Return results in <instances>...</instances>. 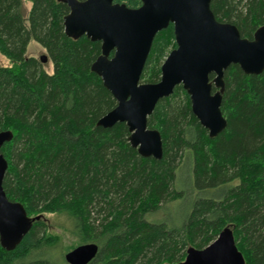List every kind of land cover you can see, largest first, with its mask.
Listing matches in <instances>:
<instances>
[{
  "label": "trees",
  "instance_id": "16d2710c",
  "mask_svg": "<svg viewBox=\"0 0 264 264\" xmlns=\"http://www.w3.org/2000/svg\"><path fill=\"white\" fill-rule=\"evenodd\" d=\"M23 2L30 3L27 27ZM210 10L248 40L264 26V0H211ZM68 11L61 0H0V54L12 63L0 67V132L12 133L1 148L2 188L35 219L13 250L0 246V264H66L61 254L55 260L58 238L45 235L43 214L66 215L82 244L97 245L89 264H177L225 227L245 264H264V72L226 69L220 106L226 128L214 139L177 86L147 118V128L160 134L162 158H142L125 124L97 126L116 102L91 71L100 42L65 35ZM30 41L45 50L52 73L25 58ZM174 48L169 25L153 39L141 83L159 81ZM193 192L179 222L147 218L169 198L184 202Z\"/></svg>",
  "mask_w": 264,
  "mask_h": 264
},
{
  "label": "water",
  "instance_id": "95a60500",
  "mask_svg": "<svg viewBox=\"0 0 264 264\" xmlns=\"http://www.w3.org/2000/svg\"><path fill=\"white\" fill-rule=\"evenodd\" d=\"M61 1L69 10L63 19L65 35L100 42V55L91 71L101 79L116 106L98 120L97 126L109 129L125 124L128 143L142 158H162L160 134L147 128V118L177 86L189 97L194 117L214 139L226 128L220 110L226 69L237 65L248 76L264 72V26L251 40L242 38L235 26L215 20L211 0H139L137 8L114 0ZM169 25L175 48L160 66L159 81L141 83L153 39ZM46 61V56L39 58L41 64ZM11 139L10 131L0 132V246L8 251L21 242L35 220L20 203L9 201L2 188L7 162L1 148ZM97 251L95 244L80 245L67 252L64 261L89 264ZM177 264H245V260L232 229L225 227L205 248H188L184 260Z\"/></svg>",
  "mask_w": 264,
  "mask_h": 264
},
{
  "label": "rangeland",
  "instance_id": "374dc122",
  "mask_svg": "<svg viewBox=\"0 0 264 264\" xmlns=\"http://www.w3.org/2000/svg\"><path fill=\"white\" fill-rule=\"evenodd\" d=\"M24 6V16L23 24L27 27V13L30 10V3L23 2ZM41 56H46V52L38 44L33 41H30L25 53V58H33L39 60ZM42 65V69L47 73H52V64L47 59V61ZM12 63L6 59V57L0 54V67H11ZM195 192L191 193L189 197L186 198L184 202L177 203L176 200H169L165 203H162L160 209L155 211L150 215H147V218L150 220H171L173 222H179L180 215L187 211V209L192 205L195 200ZM210 194V193H209ZM174 199V198H173ZM41 221L45 224V235L52 236L57 239L56 250H55V260L60 259L59 255L62 257L69 251L74 248L84 245L80 242V239L72 233L73 227L68 220L66 215L61 214H43ZM61 257V258H62ZM63 259V258H62ZM166 264V263H165Z\"/></svg>",
  "mask_w": 264,
  "mask_h": 264
}]
</instances>
